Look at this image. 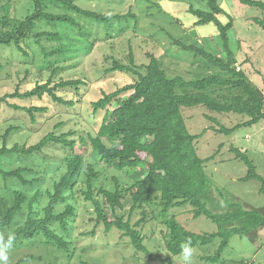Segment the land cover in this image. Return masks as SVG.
Instances as JSON below:
<instances>
[{"label": "trees", "instance_id": "16d2710c", "mask_svg": "<svg viewBox=\"0 0 264 264\" xmlns=\"http://www.w3.org/2000/svg\"><path fill=\"white\" fill-rule=\"evenodd\" d=\"M84 1L86 4L94 2L97 8H86L81 0H29V12L22 18H13L10 14L12 0L1 6L0 45L16 49L23 59L22 65L33 66L37 62L41 65L33 80L34 87L22 92L27 82L21 81L12 93L0 95V106L23 112L32 124H36L38 115L48 113L49 109L34 102L50 98L65 108L64 113L71 117L69 121H60L54 131L33 145H8L12 134L21 130L17 126H10L2 136L0 177L7 183L16 180L23 187L12 189L11 206L0 197L4 209L0 206V230L9 228L15 234L10 250L22 242L34 243L40 239L44 246L60 254L45 264H72L77 255L74 227L82 198L94 209V217L89 219L94 227L83 236L95 237L98 231L106 236L116 235L127 240L134 253L143 256L147 262L175 264L172 257L155 254L146 245L145 229L156 223L165 228L164 246L172 256H180V246L187 239H191L194 247L209 245L219 239L216 253L202 260L228 264L222 255L233 237L255 240L264 230V208L250 207L215 186L206 173V165L215 160L223 146L213 156L200 158L197 142L206 131L192 135L182 109L201 106L211 113L245 116L247 121L233 128L214 122L211 129L228 136L241 126L252 127L264 120V93L241 69L246 63L239 61L230 47L235 17L229 0H201L206 4L205 10L190 5L187 12L194 19L191 28H185L180 19L168 14L163 1L142 0L149 12L155 9L168 15L174 25L186 32L208 25L217 30L220 49L216 52L207 49L197 35L192 42H186L168 34L171 51L177 56L186 54L202 68L189 79L168 72L157 53L159 46L154 39L144 38V45L136 48L135 41L140 38V17L136 9L131 7L127 13H114L116 0ZM118 1L117 7L125 0ZM238 1L264 12V1ZM108 9L112 13L107 12ZM132 22L134 31L128 38L127 53L119 54L115 42L128 34ZM253 22L264 30V20L254 18ZM97 27L102 28L104 37L100 36ZM102 40L107 42L109 52L104 57L101 78L122 75L127 82L112 91L100 88L99 97L88 102L86 112H90V116L85 117L84 104L93 87L92 81L83 74L67 78L63 74L68 70L77 71ZM145 46H148L145 61L140 62L137 49L141 51ZM207 65L214 70L200 75ZM25 74L31 75L30 70L26 69ZM32 100L33 105L22 104ZM68 122L73 126L63 131ZM50 147L56 148L61 156L55 171L44 170V176H51L52 182L47 189H44L45 177H37L34 168L5 170L2 167L5 158L43 155ZM89 150L91 162L86 158ZM230 151L235 160L248 168L247 175L238 181L260 182L259 193L264 196V178L248 155L235 147ZM101 164L125 180L119 175L114 176L109 180L113 186L106 187L101 180ZM27 174L33 179L28 180ZM58 174L57 178L55 175ZM31 191L34 192L32 196L29 195ZM44 197L47 201L40 207ZM185 206L191 207L189 213L194 219L204 217L214 223L217 230L203 234L186 230L177 216L170 214L173 209ZM25 209L26 220L13 229L18 215ZM119 212L123 214L119 215ZM35 260L43 259L26 256L15 264ZM81 264L89 263L81 261Z\"/></svg>", "mask_w": 264, "mask_h": 264}, {"label": "rangeland", "instance_id": "374dc122", "mask_svg": "<svg viewBox=\"0 0 264 264\" xmlns=\"http://www.w3.org/2000/svg\"><path fill=\"white\" fill-rule=\"evenodd\" d=\"M9 0H0V15L3 14L1 6ZM163 1L165 10L171 16L178 18L186 26L185 28H191L194 21L193 17L188 14V8L190 5H194L197 9L206 8V4L201 0H181L183 2H173L174 0H160ZM167 1V2H166ZM264 1V0H261ZM116 2H119L116 0ZM114 3V13L121 12L127 13L132 7L139 13V26L138 32L140 34L139 40L135 41L136 48L142 43L144 38L154 39L159 46L157 51L159 57L165 62L168 72L172 75H183L187 79L192 78L191 75L201 71L200 64L194 59L181 55L177 56L175 51H171V41L168 38V34L176 37H180L186 42H192L196 35L199 37L200 42L209 50L218 51L219 38L218 32L213 25L205 27H198L191 32H186L184 29L177 25H174V21L168 15L158 13L155 9L149 10L142 0H125L122 6L117 7V3ZM82 6L86 8H97V5L93 2L86 4L84 0H81ZM229 6L232 9V13L235 17V27L230 33V47L235 52L237 59L243 63H246L241 69L248 75L250 80L264 93V30L257 26L254 22V18L264 20V12L259 9L251 8L239 3L238 0H229ZM11 17L22 18L29 10V0H12L11 2ZM112 13L109 9L107 12ZM134 22H132L129 32L126 36L116 40L119 54L124 55L127 53L128 38L132 37L134 31ZM190 26V27H189ZM100 32V36L104 37V31L101 27H97ZM72 34V33H71ZM74 34V33H73ZM128 36V37H127ZM37 48L36 45L33 46ZM139 51L137 49L140 62L145 61L144 54L148 46ZM109 52L107 42L100 41L93 51V53L86 58L82 66L77 70L66 71L64 77H72L74 75H86L92 83L93 87L88 93L85 99V108L83 110L84 116L89 117L90 112L88 102L93 99H97L100 95L99 89H105L106 91H112L118 85H123L127 82L126 77L122 75H106L101 78V69L104 65V57ZM172 53L171 55L169 54ZM20 56L16 49L1 46L0 45V95L5 93H12L15 87L22 81L27 82L28 85H23L22 92H25L32 87L35 76L38 75V68L40 63H36L33 66L22 65ZM29 69L31 75L26 76L25 70ZM209 65L205 68L200 75L208 74V71H213ZM197 74V73H196ZM62 96H66L65 93H60ZM32 102H22L23 105H33ZM45 106L49 109V112L44 115H38V122L32 124L28 116L23 112H15L9 108L0 106V147L2 146V136L10 126L20 127L19 132H15L8 140V145L12 147L14 144L19 143L21 145H33L39 142L47 133L54 131V127L62 120L69 121L70 116L64 113L63 107L56 105L50 98L43 101L34 102ZM59 113L61 116H59ZM183 116L185 118L187 128L192 135H200L205 132V135L198 140L197 148L198 155L202 159H207L213 156L220 146H223L215 160L206 165V173L213 180L216 187L226 190L230 194L236 196L242 200L245 204L253 208H264V196L259 193L261 183L258 181H250L247 183H241L238 180L247 175L248 168L241 161L235 160L233 153H231V147L238 148L243 153H246L254 166L257 168V172L264 178V120L259 124L250 126H241L233 135L218 134L211 129L215 126L214 122L218 126L225 128H233L243 122L247 121L245 116L237 114H217L211 113L204 107L183 108ZM210 116L215 121L208 120L206 116ZM52 116V117H51ZM69 126H73V123L68 122V125L63 128V131L68 130ZM90 150L87 153V161L91 162L92 158ZM60 152L56 148H48L43 155H33L29 157H8L5 158L3 168L5 170L15 169L18 167L34 168L37 171V177L44 176V170L50 173L55 171V168L60 165L59 157ZM45 160V161H44ZM99 170H102L101 180L102 184L105 183L106 187L111 188L113 184L109 182L114 176H121L113 169L101 164ZM58 175H55L59 176ZM28 180L33 179L31 175H26ZM44 189L51 187V176H44ZM122 180H125L122 177ZM106 180L108 182H106ZM15 187L21 188L20 182L13 180L11 183H7L2 177H0V197L11 206L13 201L12 189ZM23 188V187H22ZM21 188V189H22ZM29 190V187L27 188ZM33 191L29 194L33 195ZM47 201V197H44L41 205H44ZM3 209V204H0ZM190 206L181 208H175L171 211V215H176L179 223L188 231H192L197 234L213 233L217 230L214 223L207 220L204 217L194 219L190 215ZM4 210V209H3ZM94 209L91 205L85 202L82 198L80 200L79 217L75 223L74 240L77 248V255L72 264H81V261L88 262L89 264H163L161 262H147L141 255H136L132 246L127 240H121L119 236H106L102 231H98L95 237L83 236V233L92 231L94 223H91L89 219L94 217ZM119 212V215H122ZM27 218L26 209L24 212L18 215V218L13 226L23 224ZM163 231L165 228L156 223L149 224L144 234L146 235V245L150 251L155 254H160L164 258L172 257L175 264H182L181 256L174 257L164 246ZM11 230L9 228L1 229L0 235H7ZM42 240L38 239L36 242H22L15 249L9 251V264H15L18 260L26 256H33L35 259L42 257V261L35 260L27 264H45L51 262L57 253L51 247L44 246L41 243ZM220 240H215L212 244L205 246H197L196 254L193 258V264H214L202 259L205 257L213 256L218 250ZM223 260L228 264H264V230L259 232L258 238L250 240L246 237L235 236L230 242L229 247L224 251L222 255ZM61 260L66 262L61 257Z\"/></svg>", "mask_w": 264, "mask_h": 264}, {"label": "clouds", "instance_id": "9594fccd", "mask_svg": "<svg viewBox=\"0 0 264 264\" xmlns=\"http://www.w3.org/2000/svg\"><path fill=\"white\" fill-rule=\"evenodd\" d=\"M14 241V233H8L6 239L0 235V264H9V251L13 247ZM179 254L182 258V264H193L196 249L191 239H187L181 244Z\"/></svg>", "mask_w": 264, "mask_h": 264}]
</instances>
